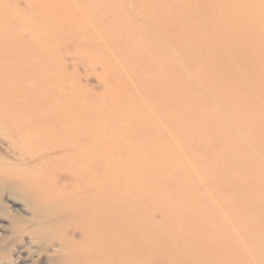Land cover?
Instances as JSON below:
<instances>
[{
    "label": "bare ground",
    "instance_id": "6f19581e",
    "mask_svg": "<svg viewBox=\"0 0 264 264\" xmlns=\"http://www.w3.org/2000/svg\"><path fill=\"white\" fill-rule=\"evenodd\" d=\"M1 3L0 192L49 264H264V0ZM67 41L114 87L74 84Z\"/></svg>",
    "mask_w": 264,
    "mask_h": 264
},
{
    "label": "rangeland",
    "instance_id": "374dc122",
    "mask_svg": "<svg viewBox=\"0 0 264 264\" xmlns=\"http://www.w3.org/2000/svg\"><path fill=\"white\" fill-rule=\"evenodd\" d=\"M0 1H2V5L5 0ZM6 1L9 3L15 2L20 6H25L27 3V0ZM6 1L4 4L7 3ZM74 3H79V0H74ZM49 4L53 5L54 3L52 1ZM50 5V9L55 6V4L53 6ZM36 16L37 14L35 17ZM57 21L59 20H56L55 17L52 24H56ZM93 52V50H90L89 52V50L80 49L71 42H68L66 47H63L61 50L64 57V68L70 72L69 75H71L70 77L72 82L74 79L76 82H73L74 84L82 86L90 92L103 94L106 89L108 90V88L114 87V81L111 79L110 74H108L107 80L105 82L103 81V62L97 58L90 59ZM88 54L89 57L86 58ZM1 131L0 166H4V163L17 161L21 155L18 153V149H15V145L11 137ZM212 189H215V187L210 190ZM20 196L21 195L15 191L12 192L7 190L0 192V238H3L5 243L4 248L6 250V255L0 257V264H17V262H19V264H49L51 255L53 256L54 254L59 253L60 249L54 243L45 247V244H42L39 239L35 238V236L31 234L29 225L33 219L32 209ZM16 227H20L18 231L16 230ZM71 235L76 241L80 239L78 232H73ZM0 254L2 255V252H0ZM17 256H19L22 260L16 261Z\"/></svg>",
    "mask_w": 264,
    "mask_h": 264
}]
</instances>
